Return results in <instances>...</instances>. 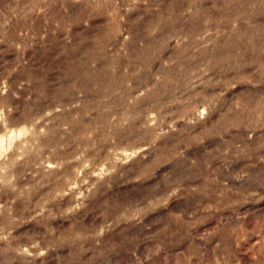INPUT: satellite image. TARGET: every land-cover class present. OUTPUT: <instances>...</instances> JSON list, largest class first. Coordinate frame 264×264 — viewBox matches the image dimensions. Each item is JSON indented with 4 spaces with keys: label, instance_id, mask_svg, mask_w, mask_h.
Masks as SVG:
<instances>
[{
    "label": "rangeland",
    "instance_id": "1",
    "mask_svg": "<svg viewBox=\"0 0 264 264\" xmlns=\"http://www.w3.org/2000/svg\"><path fill=\"white\" fill-rule=\"evenodd\" d=\"M0 264H264V0H0Z\"/></svg>",
    "mask_w": 264,
    "mask_h": 264
}]
</instances>
